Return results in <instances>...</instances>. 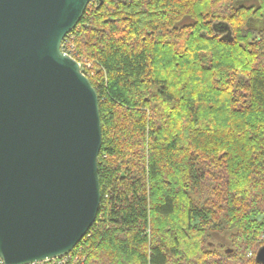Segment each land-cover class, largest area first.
I'll list each match as a JSON object with an SVG mask.
<instances>
[{"label":"trees","instance_id":"obj_1","mask_svg":"<svg viewBox=\"0 0 264 264\" xmlns=\"http://www.w3.org/2000/svg\"><path fill=\"white\" fill-rule=\"evenodd\" d=\"M248 1L92 0L66 35L103 144L99 213L63 264H261L264 0Z\"/></svg>","mask_w":264,"mask_h":264},{"label":"water","instance_id":"obj_2","mask_svg":"<svg viewBox=\"0 0 264 264\" xmlns=\"http://www.w3.org/2000/svg\"><path fill=\"white\" fill-rule=\"evenodd\" d=\"M92 0H0V258L69 254L99 213L98 93L62 48ZM264 264V246L256 255Z\"/></svg>","mask_w":264,"mask_h":264},{"label":"rangeland","instance_id":"obj_3","mask_svg":"<svg viewBox=\"0 0 264 264\" xmlns=\"http://www.w3.org/2000/svg\"><path fill=\"white\" fill-rule=\"evenodd\" d=\"M246 5H251V4H257L256 1L252 0V1H248L245 2ZM192 22V19L190 18H186L183 22L182 25L185 24H189ZM253 27H257V28H262L264 27V21L261 20H254L251 24ZM89 66H91L89 64ZM92 73V72H91ZM263 217H260L259 220H261ZM236 232V230H228L225 232H211V236H210V242H211V247L214 249H218V250H226L228 248H230L232 246V239H231V235L232 233ZM252 254V250L248 252V255L250 256Z\"/></svg>","mask_w":264,"mask_h":264},{"label":"built area","instance_id":"obj_4","mask_svg":"<svg viewBox=\"0 0 264 264\" xmlns=\"http://www.w3.org/2000/svg\"><path fill=\"white\" fill-rule=\"evenodd\" d=\"M70 255H71V252L67 255L62 256V257H56L53 259L34 262V263H30V264H63L70 257ZM0 264H5L1 258H0Z\"/></svg>","mask_w":264,"mask_h":264}]
</instances>
